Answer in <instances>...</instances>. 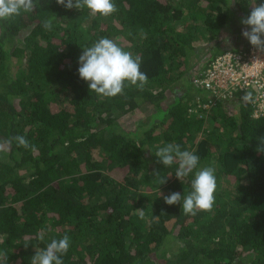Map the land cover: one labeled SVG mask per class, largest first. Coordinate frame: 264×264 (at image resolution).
<instances>
[{
  "label": "trees",
  "instance_id": "obj_1",
  "mask_svg": "<svg viewBox=\"0 0 264 264\" xmlns=\"http://www.w3.org/2000/svg\"><path fill=\"white\" fill-rule=\"evenodd\" d=\"M113 2L118 11L104 17L41 0L34 12L0 21V140L22 135L36 149L13 142L0 153V252L7 264H31L67 234L64 264H264V153L256 151L264 117L252 115L242 93L197 107L209 97L191 80L211 57L251 45L216 41L221 48L193 69L203 38L248 27L242 18L264 0ZM52 14L46 30L41 21ZM102 37L142 57V91L90 92L79 57ZM137 109L144 118L126 125ZM172 142L215 167L210 211L185 215L165 203L191 191L193 178L180 181L178 165L155 156Z\"/></svg>",
  "mask_w": 264,
  "mask_h": 264
},
{
  "label": "clouds",
  "instance_id": "obj_2",
  "mask_svg": "<svg viewBox=\"0 0 264 264\" xmlns=\"http://www.w3.org/2000/svg\"><path fill=\"white\" fill-rule=\"evenodd\" d=\"M56 3L67 9L82 10L87 8L90 14H100L107 17L118 11L113 0H56ZM252 11L241 23L248 26L250 30L242 31V35L249 40L250 44L260 51H264V2L252 4ZM41 0H0V21L18 17L22 13H32L41 8ZM51 17L41 21L46 30H51L53 19ZM142 57L125 51L114 39L102 37L91 46L83 47L82 55L79 57L78 68L81 79L88 82L90 92L98 96L115 97L123 95L128 86H135L143 90L148 84V76L140 70ZM242 100L252 101V93L247 92ZM15 142L17 146L25 149L32 145L25 136L16 135L5 140H0V153H5ZM261 146L256 149L258 153H264V137L260 138ZM155 156L159 158L166 167L177 164L175 176L180 181L192 176L190 181L191 191L181 196L173 192L164 197L168 205L180 204L183 214L196 215L197 211H210L215 203L214 193L217 188V181L214 166H201L200 157L195 150H182L178 143H167L160 147ZM155 180L159 185L167 182L165 176L154 172ZM161 194V193H160ZM182 202V203H181ZM43 240V236L40 237ZM27 246V245H25ZM71 246V238L65 234L62 238L52 239L45 248L37 250L31 259V264H64L63 256L67 254ZM6 253L0 252V264H7Z\"/></svg>",
  "mask_w": 264,
  "mask_h": 264
},
{
  "label": "built area",
  "instance_id": "obj_3",
  "mask_svg": "<svg viewBox=\"0 0 264 264\" xmlns=\"http://www.w3.org/2000/svg\"><path fill=\"white\" fill-rule=\"evenodd\" d=\"M191 80L197 88L206 91L209 97L208 102L198 98L197 107L210 109L218 97L235 101L241 98L238 94L242 93L243 97L250 92L252 101L248 103L251 104L252 115L256 118L264 117V51L252 45L228 49L211 57Z\"/></svg>",
  "mask_w": 264,
  "mask_h": 264
},
{
  "label": "rangeland",
  "instance_id": "obj_4",
  "mask_svg": "<svg viewBox=\"0 0 264 264\" xmlns=\"http://www.w3.org/2000/svg\"><path fill=\"white\" fill-rule=\"evenodd\" d=\"M244 30H250V29L244 26L243 28H241V31L228 32L227 28L224 27L221 31V35L216 40L209 41L207 40V38H203L202 41L203 45L197 52V54L199 53L198 56L199 60H196L197 63L193 66V69L194 68H196L195 70L199 69L201 67V64L205 63L204 61H207L210 58L209 52L211 55H213L221 48L220 44L213 45L214 42L216 41H220L221 44L224 45L225 47L235 46L238 44H242V45L248 44L249 40L242 35V31ZM142 118H144V115L137 109L136 111L132 112L131 114H129L127 117L124 118V123L128 126H135L137 123L140 122Z\"/></svg>",
  "mask_w": 264,
  "mask_h": 264
}]
</instances>
